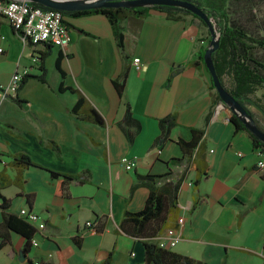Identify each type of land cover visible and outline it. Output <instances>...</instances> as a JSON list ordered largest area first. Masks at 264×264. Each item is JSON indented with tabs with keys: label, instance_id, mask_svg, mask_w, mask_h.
I'll return each instance as SVG.
<instances>
[{
	"label": "crops",
	"instance_id": "0c3cea01",
	"mask_svg": "<svg viewBox=\"0 0 264 264\" xmlns=\"http://www.w3.org/2000/svg\"><path fill=\"white\" fill-rule=\"evenodd\" d=\"M178 15L171 20L151 10L124 18L123 49L99 13L64 17L71 24L66 47L24 42L0 16V86L14 72L29 71L16 96L0 97V204L7 200L6 208L0 205V226L4 212L21 217V209L44 223L41 229L30 223L37 244L30 242L27 251L23 235L4 231L0 264H105L108 258L109 264H142L141 239L118 226L125 211L143 208L149 186L165 197L158 235L172 231L179 238L169 249L209 264H264V171L252 132L229 120L232 111L216 99L199 59L204 40L191 48L198 26ZM257 54L264 59V49ZM123 71L118 93L113 81ZM60 85L83 95L104 123L73 114L78 93ZM245 108L263 131L261 112ZM193 130L201 136L184 153L178 141L191 140ZM18 154L35 165H16ZM122 156L136 158V166L126 170ZM49 170L77 178L58 193ZM148 174L156 177L147 180Z\"/></svg>",
	"mask_w": 264,
	"mask_h": 264
},
{
	"label": "trees",
	"instance_id": "16d2710c",
	"mask_svg": "<svg viewBox=\"0 0 264 264\" xmlns=\"http://www.w3.org/2000/svg\"><path fill=\"white\" fill-rule=\"evenodd\" d=\"M195 3L201 8L208 16L214 17L218 25V47L212 52V62L215 72L226 90L232 94L245 107V104H251L257 108L264 118V59L257 54V50L264 49V18L259 21V27L263 31V35L258 33H252L249 26H245L240 23L239 17L230 18L228 16V7L230 0H186ZM243 0V4L246 8V2ZM31 5L39 6L41 8H50L41 3L29 2ZM151 10L165 12L166 16L171 20H177L180 16L178 13L183 12L191 14L198 18L204 25L205 22L192 14L190 11L170 5H147L136 7H94L82 10L73 11H61L64 17H77L86 14L99 13L108 19L112 26L113 34L120 49L124 48V33L122 27V20L128 16L146 17ZM64 24L70 27L71 24L65 21ZM243 24V25H242ZM207 48H204L199 56L202 60L204 52ZM59 69V64L56 63ZM42 71L44 67L41 66ZM61 75L63 72L60 70ZM28 76V74L26 75ZM23 78L21 84L25 81ZM127 76V72L123 71L120 74V80L113 81L118 93H121L124 88V82ZM227 78L228 82H225ZM39 79L43 80L42 75ZM211 80V79H210ZM211 87H213L211 83ZM259 89H262L260 96L256 93ZM59 90H69L77 92L70 87H64L60 85ZM76 102L71 107V112L81 119L88 120L99 125L104 123L103 117L100 113L88 104L87 100L79 92ZM217 100H220L219 95L215 92ZM247 112H251L246 108ZM131 120L130 107L126 104L125 120L129 122ZM169 117L167 118V120ZM229 120L235 125L236 128H245L244 123L240 120L238 115L232 112ZM166 119H161L160 123L165 122ZM262 130L260 127H258ZM163 129V126H162ZM264 132V130H263ZM201 136L200 130H193V136L191 140L184 141L179 140L178 144L182 152H189L199 140ZM251 138L254 148L264 147V143L258 139L253 133ZM54 149L57 150V145L52 143ZM14 163L16 165L31 166L35 165L32 160L25 154H18L14 156ZM50 175L53 178H57V192H63V183L76 179V175H66L57 171L49 170ZM156 176L146 175L147 180L154 179ZM149 194L145 201L143 208L136 212L125 211L124 216L119 223V229L121 232L128 236L141 239L144 246V258L142 264H209L207 262H201L191 257L177 253L169 248L159 247L153 238L157 236L163 226V213L165 207V197L156 188L149 186ZM7 200L3 199L0 204L2 208L7 207ZM9 230L16 231L23 235L26 239L24 244V251H27L30 246L31 238L35 231V228L24 218L4 212L3 222L0 226V237L2 238L0 245L8 240L7 233ZM110 258L105 261V264H109ZM32 264V262H29Z\"/></svg>",
	"mask_w": 264,
	"mask_h": 264
},
{
	"label": "built area",
	"instance_id": "2783aa9c",
	"mask_svg": "<svg viewBox=\"0 0 264 264\" xmlns=\"http://www.w3.org/2000/svg\"><path fill=\"white\" fill-rule=\"evenodd\" d=\"M0 16L6 18L14 29L19 32L24 42L33 45L51 43L58 47H66L71 41L69 28L64 24V16L60 10L44 9L31 5L26 0H0ZM32 60L36 62L37 56H33ZM133 64L137 69L141 67L139 58H134ZM28 72V68L14 72L10 83L0 86V97L16 96L20 83ZM256 151L258 155L257 166L261 171H264V147L256 148ZM120 163L126 170H131L136 166L137 160L134 157L122 156ZM19 213L29 223L37 222L39 229L44 227V223L39 220L36 213L27 209H21ZM87 225L93 228L91 222H87ZM171 232L168 235L156 236L155 243L162 248L174 247L179 238L172 235ZM31 243L33 245L37 244L33 238H31Z\"/></svg>",
	"mask_w": 264,
	"mask_h": 264
},
{
	"label": "water",
	"instance_id": "95a60500",
	"mask_svg": "<svg viewBox=\"0 0 264 264\" xmlns=\"http://www.w3.org/2000/svg\"><path fill=\"white\" fill-rule=\"evenodd\" d=\"M41 3L47 7L60 11H73L94 7H136L149 5H170L184 8L202 19L207 25L211 40L204 52L203 61L210 74L211 83L219 95L221 102L238 115L244 126L264 143V132L258 128L254 118L247 112L232 94L220 82L212 62V52L218 47L219 33L213 18L208 17L195 3L186 0H26Z\"/></svg>",
	"mask_w": 264,
	"mask_h": 264
},
{
	"label": "rangeland",
	"instance_id": "374dc122",
	"mask_svg": "<svg viewBox=\"0 0 264 264\" xmlns=\"http://www.w3.org/2000/svg\"><path fill=\"white\" fill-rule=\"evenodd\" d=\"M243 3V0H230L228 7V16L235 19L239 17L240 23H243L246 27L249 26L252 33H258L260 28L258 25L259 20L264 18V0H248L246 2V8ZM253 7L255 8V12L253 11ZM181 16L187 21L190 19V21L194 23V26H196V24L198 26L197 32L195 31L194 33H192L191 48L193 47V45V48L199 46L201 44V40H204V47H208L211 36L208 32L207 26L191 14L181 12ZM248 16H250L251 20L245 19ZM216 28L218 29L217 25ZM225 82H228L227 78H225ZM261 92L262 89H259L256 94H260Z\"/></svg>",
	"mask_w": 264,
	"mask_h": 264
},
{
	"label": "flooded vegetation",
	"instance_id": "af4514ba",
	"mask_svg": "<svg viewBox=\"0 0 264 264\" xmlns=\"http://www.w3.org/2000/svg\"><path fill=\"white\" fill-rule=\"evenodd\" d=\"M201 9V8H200ZM205 13V12H204ZM206 14V13H205ZM207 15V14H206ZM208 16V15H207ZM208 17H210V16H208ZM210 18H213L214 19V21H215V23H216V19L214 18V17H210ZM216 25H217V23H216ZM207 26V25H206ZM218 26V25H217ZM208 28V27H207ZM216 30L218 31V29L216 28ZM208 32H209V29H208ZM209 34H210V32H209Z\"/></svg>",
	"mask_w": 264,
	"mask_h": 264
}]
</instances>
